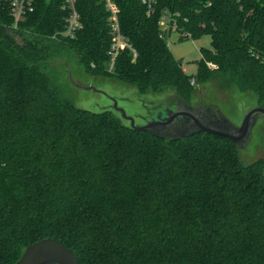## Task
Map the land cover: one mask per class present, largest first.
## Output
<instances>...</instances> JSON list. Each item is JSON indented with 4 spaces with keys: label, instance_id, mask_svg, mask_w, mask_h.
Instances as JSON below:
<instances>
[{
    "label": "trees",
    "instance_id": "16d2710c",
    "mask_svg": "<svg viewBox=\"0 0 264 264\" xmlns=\"http://www.w3.org/2000/svg\"><path fill=\"white\" fill-rule=\"evenodd\" d=\"M112 1L130 47L110 67L105 0H76L73 36L62 34L64 0H33L16 26L0 0V264L47 237L80 264H264L263 158L244 162L214 134L135 130L76 105L58 82L68 64L83 83L120 81L193 104L215 82L264 107V0ZM172 30L210 37L195 73L170 51Z\"/></svg>",
    "mask_w": 264,
    "mask_h": 264
},
{
    "label": "rangeland",
    "instance_id": "374dc122",
    "mask_svg": "<svg viewBox=\"0 0 264 264\" xmlns=\"http://www.w3.org/2000/svg\"><path fill=\"white\" fill-rule=\"evenodd\" d=\"M180 31L172 30L169 35L168 47L174 57L181 62L182 67L188 74L196 71V60L200 58V47L210 46V37L204 35L197 39L184 37L179 39ZM56 64L67 63L66 60L55 61ZM70 66V65H69ZM62 68V67H61ZM65 69V68H64ZM63 71L65 72V70ZM76 68L71 67V76H76ZM58 75H62L58 73ZM61 77V76H60ZM86 84H91L96 88L104 90L110 95L118 97V104L122 106L128 114L135 116L138 124L154 114L156 106L164 105L172 107L171 99L166 95L144 94L140 95L135 88L130 87L124 82L99 79H89L83 77ZM60 86L67 97H70L74 103L80 107L91 111L110 110L125 124L127 120L123 119L117 111L109 106V98L103 93L92 89L76 87L67 77L58 80ZM202 93V97L210 100L218 106L222 113L229 118L231 122L240 125L247 110L255 105V97L252 92L241 93L234 87L221 88L215 82L208 84ZM195 100L199 98L198 92L194 94ZM240 157L244 162H251L257 158L264 159V115H259L251 128V134L248 141L243 146H236Z\"/></svg>",
    "mask_w": 264,
    "mask_h": 264
},
{
    "label": "water",
    "instance_id": "95a60500",
    "mask_svg": "<svg viewBox=\"0 0 264 264\" xmlns=\"http://www.w3.org/2000/svg\"><path fill=\"white\" fill-rule=\"evenodd\" d=\"M180 63V61H178ZM67 77L76 87L92 89L103 93L109 100V106L127 120L126 125L135 130H148L155 135L166 138H181L191 133H208L230 139L236 146H243L250 138L251 128L259 115H264V107L254 105L246 111L240 125L229 120L214 103L199 100L188 104L185 101L166 94L172 100V107L159 105L154 114L144 123L138 124L135 116L128 114L118 104V97L91 84H85L71 76V67L67 64ZM173 129V131H171ZM170 130V131H169ZM13 264H80L77 256L69 247L57 240L47 237L28 244L18 260Z\"/></svg>",
    "mask_w": 264,
    "mask_h": 264
},
{
    "label": "built area",
    "instance_id": "2783aa9c",
    "mask_svg": "<svg viewBox=\"0 0 264 264\" xmlns=\"http://www.w3.org/2000/svg\"><path fill=\"white\" fill-rule=\"evenodd\" d=\"M10 4L11 15L14 19L13 25L16 26L17 22L26 14V12L32 10L33 0H6ZM76 0H64V7L69 11L68 16L65 19V27L62 31L63 35L73 36L75 30L81 26L80 16L75 8ZM106 7L110 11V22L112 29V42L110 45V54L112 60L110 62V67L113 65V59L117 53L123 49L125 46L130 47L124 36L121 34L118 20H117V6L112 0H105ZM169 17L164 13L159 21V25L162 28L168 26ZM168 43L169 36L166 38ZM135 55V51L133 50Z\"/></svg>",
    "mask_w": 264,
    "mask_h": 264
},
{
    "label": "flooded vegetation",
    "instance_id": "af4514ba",
    "mask_svg": "<svg viewBox=\"0 0 264 264\" xmlns=\"http://www.w3.org/2000/svg\"><path fill=\"white\" fill-rule=\"evenodd\" d=\"M78 80V79H77ZM79 81V80H78ZM204 89H206L205 87H202V88H200L199 90H200V96L202 97V93L204 92ZM201 100H203L204 101V99L202 98ZM170 131V130H169ZM171 131H173V129L171 130Z\"/></svg>",
    "mask_w": 264,
    "mask_h": 264
}]
</instances>
